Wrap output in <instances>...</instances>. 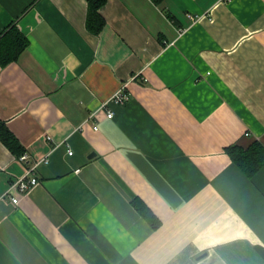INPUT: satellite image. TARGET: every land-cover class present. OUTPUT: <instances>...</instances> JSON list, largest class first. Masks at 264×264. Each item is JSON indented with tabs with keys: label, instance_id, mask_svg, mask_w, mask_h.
Instances as JSON below:
<instances>
[{
	"label": "crops",
	"instance_id": "crops-1",
	"mask_svg": "<svg viewBox=\"0 0 264 264\" xmlns=\"http://www.w3.org/2000/svg\"><path fill=\"white\" fill-rule=\"evenodd\" d=\"M87 10L0 0V32L27 40L0 66V124L28 155L0 140V264H264V165L225 152L264 147V0H105L98 34ZM30 167L39 184L11 190Z\"/></svg>",
	"mask_w": 264,
	"mask_h": 264
},
{
	"label": "trees",
	"instance_id": "trees-1",
	"mask_svg": "<svg viewBox=\"0 0 264 264\" xmlns=\"http://www.w3.org/2000/svg\"><path fill=\"white\" fill-rule=\"evenodd\" d=\"M155 1L158 2L159 0ZM104 3L105 0H87L88 10L85 24L86 29L93 34H98L105 24L99 13ZM26 46L27 40L21 35L14 22L6 26L0 32V66H6L8 63L17 60ZM0 140L6 148L18 156L23 153L16 139L2 124H0ZM225 152L248 178L252 177L264 165V147L257 142H254L247 149L231 145L225 149ZM132 205L153 228L159 227V221L142 201L134 199Z\"/></svg>",
	"mask_w": 264,
	"mask_h": 264
},
{
	"label": "built area",
	"instance_id": "built-area-1",
	"mask_svg": "<svg viewBox=\"0 0 264 264\" xmlns=\"http://www.w3.org/2000/svg\"><path fill=\"white\" fill-rule=\"evenodd\" d=\"M132 80V79H131ZM134 81V80H132ZM130 99V92L128 90V83L125 82L121 84L119 89L110 97V99L107 102L102 103L99 108L96 111H93L90 115L87 121L90 122V124H93L92 120L96 117L98 112L104 113L105 117L107 119H111L113 117V111L109 110L107 108V105L109 103H113L115 105H123L127 103ZM94 131H97V125L92 126ZM71 155L72 153L69 151L68 153ZM28 155L24 153L23 155L20 156V160H26ZM47 160H45L46 162ZM34 167L28 168L23 175H21L15 182H13L11 186V190L13 191H18L19 193H25L32 187L36 186L39 184L38 179L34 175ZM4 199V196H0V200ZM10 201L17 205L18 204V198L13 196L10 198Z\"/></svg>",
	"mask_w": 264,
	"mask_h": 264
}]
</instances>
